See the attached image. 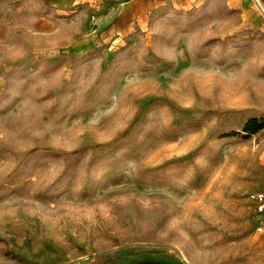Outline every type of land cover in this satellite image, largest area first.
<instances>
[{"label": "rangeland", "instance_id": "374dc122", "mask_svg": "<svg viewBox=\"0 0 264 264\" xmlns=\"http://www.w3.org/2000/svg\"><path fill=\"white\" fill-rule=\"evenodd\" d=\"M260 193L264 0H0V264H264Z\"/></svg>", "mask_w": 264, "mask_h": 264}, {"label": "trees", "instance_id": "16d2710c", "mask_svg": "<svg viewBox=\"0 0 264 264\" xmlns=\"http://www.w3.org/2000/svg\"><path fill=\"white\" fill-rule=\"evenodd\" d=\"M255 123H256L255 119H252L249 122H247L243 127V132L247 134L255 133L257 130L261 128L260 126L255 127ZM135 264H157V263L139 262Z\"/></svg>", "mask_w": 264, "mask_h": 264}, {"label": "built area", "instance_id": "2783aa9c", "mask_svg": "<svg viewBox=\"0 0 264 264\" xmlns=\"http://www.w3.org/2000/svg\"><path fill=\"white\" fill-rule=\"evenodd\" d=\"M258 201L260 203V209L264 212V193L258 195Z\"/></svg>", "mask_w": 264, "mask_h": 264}, {"label": "crops", "instance_id": "0c3cea01", "mask_svg": "<svg viewBox=\"0 0 264 264\" xmlns=\"http://www.w3.org/2000/svg\"><path fill=\"white\" fill-rule=\"evenodd\" d=\"M246 1V0H245Z\"/></svg>", "mask_w": 264, "mask_h": 264}]
</instances>
